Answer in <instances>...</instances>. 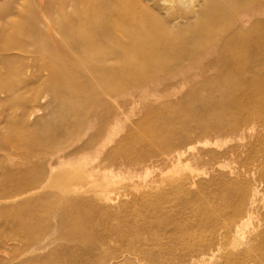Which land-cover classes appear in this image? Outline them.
<instances>
[{
  "label": "bare ground",
  "instance_id": "bare-ground-1",
  "mask_svg": "<svg viewBox=\"0 0 264 264\" xmlns=\"http://www.w3.org/2000/svg\"><path fill=\"white\" fill-rule=\"evenodd\" d=\"M195 6L190 18L177 22L158 18L140 0H0L1 247L9 236L18 250L26 233L44 249L65 226L84 237L80 246L95 264H118L119 258L140 262L132 247L103 256L111 241L132 239L125 230L112 238L86 239L99 229L105 210L95 203L98 192L88 196L77 190L90 179L102 185L106 172L130 180L147 174L151 165L122 152L119 130L124 108L131 113L137 102L146 104V93L161 85L219 70L199 86L209 97L194 93L164 104L179 107L168 118L190 124L221 114V126L201 127L225 138L242 134L248 125H264V0H202ZM161 59L169 63L162 65ZM204 107L212 114L204 115ZM185 127L176 132L157 127L155 150L163 162L177 158L176 143L188 140ZM181 183L188 181L177 186ZM49 188L54 191L41 199L60 202V208L46 210L59 217L43 237L32 238V228L23 224L22 200ZM85 207L92 211L85 213ZM234 226L219 231L225 238Z\"/></svg>",
  "mask_w": 264,
  "mask_h": 264
},
{
  "label": "rangeland",
  "instance_id": "rangeland-1",
  "mask_svg": "<svg viewBox=\"0 0 264 264\" xmlns=\"http://www.w3.org/2000/svg\"><path fill=\"white\" fill-rule=\"evenodd\" d=\"M140 1L160 19L184 22L202 0L185 5L178 0ZM248 27L249 24L243 31ZM190 44L182 43L186 47ZM159 63L169 62L161 59ZM143 68L148 69L149 64ZM219 74V70L208 71L192 81H171L169 87L161 85L156 91L146 93L148 102H137L131 113L129 108H124L123 131L119 130L122 152L134 162L147 163L151 168L147 174L132 180L125 174L106 172L102 185L90 179L77 190L88 196L98 192L95 203L105 210L99 229L93 230L86 239L112 238L124 230L133 236L111 241L103 254L106 259L132 247L133 257L141 259L133 264H179L178 261L180 264H264V125H248L242 134L225 138L201 127L203 123L221 126L224 124L221 114L208 122L189 124L183 118H168L169 114L177 115L178 105H164L194 93L209 97L208 91L199 86ZM202 113L212 114L206 108ZM183 125L188 140L176 143L175 151L179 154L173 162H163L160 152L156 151V138L161 136L157 127L176 132ZM226 126L223 125L224 129ZM183 180L188 184L177 186ZM53 191L43 189L26 194L22 200L23 224L25 228H32V238L40 239L46 228L57 222L59 216L55 215L54 219L46 210L60 208L62 204L55 199H41ZM46 204L48 207L44 210ZM83 211L92 210L85 207ZM95 215L94 221L99 220ZM42 225L46 226L43 230ZM231 225L234 227L224 238L225 231L219 229ZM27 235L23 234L18 250L13 249L11 237H6L9 240L6 246H0V264H95L93 256L80 246L84 237L70 228L58 227L50 236L54 241L44 249H37L27 240ZM210 243H215L214 247L204 250ZM119 261L118 264H129L120 258Z\"/></svg>",
  "mask_w": 264,
  "mask_h": 264
}]
</instances>
